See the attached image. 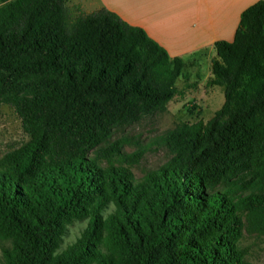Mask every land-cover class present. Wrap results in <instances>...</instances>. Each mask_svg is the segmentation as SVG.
I'll use <instances>...</instances> for the list:
<instances>
[{"label": "trees", "instance_id": "obj_1", "mask_svg": "<svg viewBox=\"0 0 264 264\" xmlns=\"http://www.w3.org/2000/svg\"><path fill=\"white\" fill-rule=\"evenodd\" d=\"M79 12L0 4V103L28 134L0 162L4 264H260L239 242L264 235V0L214 42L207 85L222 87L221 107L165 131L169 158L140 180L143 151L111 139L167 109L187 61L111 10Z\"/></svg>", "mask_w": 264, "mask_h": 264}, {"label": "rangeland", "instance_id": "obj_2", "mask_svg": "<svg viewBox=\"0 0 264 264\" xmlns=\"http://www.w3.org/2000/svg\"><path fill=\"white\" fill-rule=\"evenodd\" d=\"M5 1L0 0V4ZM69 6L73 17L80 13L78 7L70 3ZM211 55L202 51L186 60L188 65L176 81L179 92L169 101L164 112L145 116L115 131L111 140L124 139L123 152L143 151L139 161L132 167L136 180L142 179L147 171L158 168L169 158L167 147L161 143V136L165 131L180 122H207L223 104L222 87L207 85ZM27 139L28 134L23 129L20 116L12 106L0 103V162L6 152L17 148ZM103 162L105 163V160ZM111 210L112 207L107 212ZM86 225L87 219L69 223L66 233L62 236L60 250L74 243ZM239 243L240 246L248 248L246 259L249 262L264 263L263 234L245 229ZM0 264H4L1 246Z\"/></svg>", "mask_w": 264, "mask_h": 264}, {"label": "crops", "instance_id": "obj_3", "mask_svg": "<svg viewBox=\"0 0 264 264\" xmlns=\"http://www.w3.org/2000/svg\"><path fill=\"white\" fill-rule=\"evenodd\" d=\"M257 0H69L84 13L106 8L143 28L170 56L185 61L232 41L241 13Z\"/></svg>", "mask_w": 264, "mask_h": 264}]
</instances>
